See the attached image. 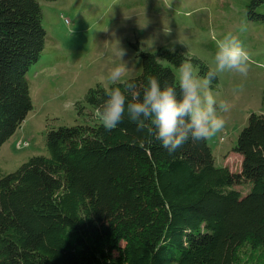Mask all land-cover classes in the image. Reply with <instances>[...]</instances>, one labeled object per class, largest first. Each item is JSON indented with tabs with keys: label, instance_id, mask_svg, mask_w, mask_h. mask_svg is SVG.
<instances>
[{
	"label": "trees",
	"instance_id": "1",
	"mask_svg": "<svg viewBox=\"0 0 264 264\" xmlns=\"http://www.w3.org/2000/svg\"><path fill=\"white\" fill-rule=\"evenodd\" d=\"M262 8L251 0L250 18L264 20ZM46 35L40 0H0V149L34 108L27 73ZM141 56L142 74L126 80L138 90L149 75L178 84L185 60L211 69L181 50ZM122 84L90 88L80 123L48 126V155L0 177V264H239L248 252L264 264V114L241 132L233 173L216 167L208 139L169 154L127 116L105 131L97 108Z\"/></svg>",
	"mask_w": 264,
	"mask_h": 264
},
{
	"label": "rangeland",
	"instance_id": "2",
	"mask_svg": "<svg viewBox=\"0 0 264 264\" xmlns=\"http://www.w3.org/2000/svg\"><path fill=\"white\" fill-rule=\"evenodd\" d=\"M251 0H40L46 42L40 61L27 73L34 108L0 149V177L17 171L32 157L48 155V126L81 122L79 103L98 84L138 77L143 72L141 54L160 47L181 50L215 69L217 41L236 35L249 54V71L218 73L213 89L217 100H227L230 111L220 113L224 128L208 138L216 167L242 171L243 157L236 153L239 136L252 114H264V20L250 18ZM263 7V6H262ZM261 8V7H260ZM264 8L255 10L256 15ZM123 52V55H122ZM120 66L123 75H109ZM195 72L203 77L199 67ZM179 81V68H174ZM88 107V106H87ZM89 119L93 116L87 110ZM244 193L249 184L236 186ZM251 253L239 264H248Z\"/></svg>",
	"mask_w": 264,
	"mask_h": 264
},
{
	"label": "clouds",
	"instance_id": "3",
	"mask_svg": "<svg viewBox=\"0 0 264 264\" xmlns=\"http://www.w3.org/2000/svg\"><path fill=\"white\" fill-rule=\"evenodd\" d=\"M214 60L215 69H209L203 77L195 72L190 60L182 61L178 84L162 83L158 76L149 75L139 90L133 81H124L122 86L111 88L97 108L105 131L116 129L127 116L138 129H147L154 135L169 154L190 139L195 142L215 136L226 123L220 113L229 112L231 104L227 100H217L213 81L218 73L226 70L247 76L249 54L240 39L228 33L217 41ZM123 71L117 66L109 78L119 81Z\"/></svg>",
	"mask_w": 264,
	"mask_h": 264
}]
</instances>
